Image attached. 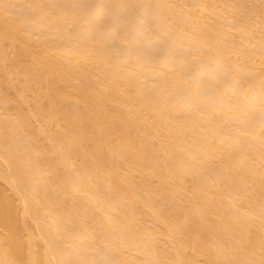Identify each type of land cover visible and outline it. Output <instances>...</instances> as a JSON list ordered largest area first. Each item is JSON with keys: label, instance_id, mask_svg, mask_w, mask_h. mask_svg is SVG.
Masks as SVG:
<instances>
[{"label": "bare ground", "instance_id": "obj_1", "mask_svg": "<svg viewBox=\"0 0 264 264\" xmlns=\"http://www.w3.org/2000/svg\"><path fill=\"white\" fill-rule=\"evenodd\" d=\"M262 76L264 0H0V264H264Z\"/></svg>", "mask_w": 264, "mask_h": 264}, {"label": "rangeland", "instance_id": "obj_2", "mask_svg": "<svg viewBox=\"0 0 264 264\" xmlns=\"http://www.w3.org/2000/svg\"><path fill=\"white\" fill-rule=\"evenodd\" d=\"M139 32H140V31H139ZM139 32H138V33H139ZM140 34H142V33H140ZM137 35H138V34H137ZM137 35H136V36H137ZM141 36H142V35H140L139 37H141ZM263 77H264V76H262L261 79H263ZM262 81H264V80H262ZM262 81H261V82H262ZM261 84H262V83H261ZM260 87H262V88L264 87V82H263V86H260ZM263 89H264V88H263ZM260 90H261V89H260ZM260 90H259L258 92H260ZM260 93H262V96L260 95V97H261V98L264 97V90H262ZM258 95H259V93H258ZM262 100H264V98H263ZM260 102H261V105H264V104H262V101H260ZM260 102H259V103H260ZM263 103H264V101H263ZM261 105H260V107H256L257 109L255 108L257 112L254 111L255 109L253 110V112H255L256 114H259V113H260L259 108H261V112H262V106H261ZM258 106H259V105H258ZM253 112H252L251 117L254 116V115H253ZM256 114H255V115H256ZM259 115L261 116V113H260ZM259 115L254 116V117H253V121L256 120V119L258 120ZM257 117H258V118H257ZM255 118H256V119H255ZM257 120H256V121H257ZM256 121H254V122H256ZM263 140H264V138H263ZM263 140H262V142H263ZM262 142H261V144H262ZM261 144H260V145H261ZM262 145H264V144H262ZM263 147H264V146H263Z\"/></svg>", "mask_w": 264, "mask_h": 264}]
</instances>
